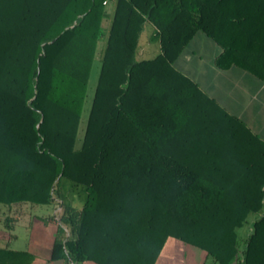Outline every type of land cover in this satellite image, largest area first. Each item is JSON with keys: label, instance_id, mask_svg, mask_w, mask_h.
Here are the masks:
<instances>
[{"label": "trees", "instance_id": "16d2710c", "mask_svg": "<svg viewBox=\"0 0 264 264\" xmlns=\"http://www.w3.org/2000/svg\"><path fill=\"white\" fill-rule=\"evenodd\" d=\"M102 1L0 0V203L61 207L51 259L154 264L173 237L264 264V139L175 65L201 32L217 67L264 80V0H110L107 28ZM145 22L159 51L137 59ZM62 178L85 186L81 207ZM31 259L0 247V264Z\"/></svg>", "mask_w": 264, "mask_h": 264}, {"label": "crops", "instance_id": "0c3cea01", "mask_svg": "<svg viewBox=\"0 0 264 264\" xmlns=\"http://www.w3.org/2000/svg\"><path fill=\"white\" fill-rule=\"evenodd\" d=\"M145 47L138 41L137 51H142ZM220 50V46L214 41L198 32L176 59L179 63H185V67L178 65V69L264 139V80L238 67L227 69L217 67L214 60ZM64 200L71 204L66 195ZM21 205L0 207V247L29 252L32 259L27 264H98L92 260L74 262L69 258L51 259L50 250L58 224L54 216L56 208L49 205L44 212L33 213L29 207ZM81 205L82 202L74 206ZM249 229L250 225L246 224L242 231L247 233ZM64 235L69 236L66 227ZM154 264L217 263L202 249L170 237L164 242Z\"/></svg>", "mask_w": 264, "mask_h": 264}, {"label": "rangeland", "instance_id": "374dc122", "mask_svg": "<svg viewBox=\"0 0 264 264\" xmlns=\"http://www.w3.org/2000/svg\"><path fill=\"white\" fill-rule=\"evenodd\" d=\"M112 10V3H109L105 7V11L107 14L103 18L102 24L104 28H107L109 25V17L110 13ZM153 26L149 22H145L144 28L139 36V44H144L146 47L142 51H137L136 52V58L137 59H147L155 56L158 51H159V42L157 39L152 37V32ZM105 45V38L102 37L97 41V46H96V51L94 55V61L92 64V68L90 71L87 87H86V96L85 100L83 103L82 111H81V116L78 124V131H77V144H79L81 137L83 135V130L85 127V122L88 114V110L91 104V99L93 96V91L96 85L97 81V76H98V71H99V56L101 54V51ZM176 67H185V63H179L175 62ZM188 70L190 69L189 67L187 68ZM60 187L62 188L64 194L66 195V199L73 205H79L81 202L84 201L86 198V189L83 184H77L74 183L73 181L67 179V178H62L60 180ZM21 206H27L30 208V211L33 213H41L42 211L46 210L49 205H30V204H22ZM0 207L6 208L7 205L0 203ZM54 208H56L55 214L54 215L56 218L58 217L61 207L59 205H54ZM49 212L51 209L49 208Z\"/></svg>", "mask_w": 264, "mask_h": 264}, {"label": "built area", "instance_id": "2783aa9c", "mask_svg": "<svg viewBox=\"0 0 264 264\" xmlns=\"http://www.w3.org/2000/svg\"><path fill=\"white\" fill-rule=\"evenodd\" d=\"M109 1H110V0H103L102 3H103L104 5H107V4L109 3Z\"/></svg>", "mask_w": 264, "mask_h": 264}]
</instances>
